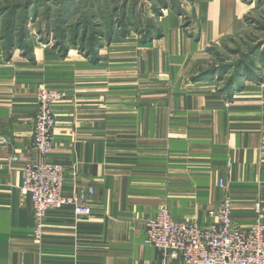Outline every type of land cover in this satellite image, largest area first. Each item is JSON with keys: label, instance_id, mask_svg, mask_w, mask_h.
<instances>
[{"label": "crops", "instance_id": "0c3cea01", "mask_svg": "<svg viewBox=\"0 0 264 264\" xmlns=\"http://www.w3.org/2000/svg\"><path fill=\"white\" fill-rule=\"evenodd\" d=\"M68 1L91 4L66 0L62 13ZM253 5L184 4L196 16L187 30L181 6L166 5L153 12L159 20L150 38L114 27L104 44L101 33L95 36L85 54L59 43L63 34L55 47L32 43L25 55L0 28V264H159L163 251L144 244L146 221L166 204L178 220L209 225L208 209L226 193L220 178L236 221L246 228L255 221L257 202L264 211V95L262 103L241 105V66L223 74L236 77L232 97L214 90V82L195 80L204 72L205 45L246 32ZM43 84L67 92L55 109L47 159L64 165L67 190L77 184L96 192L90 216L70 206L50 209L39 241L21 186L24 165L38 157L33 130Z\"/></svg>", "mask_w": 264, "mask_h": 264}, {"label": "rangeland", "instance_id": "374dc122", "mask_svg": "<svg viewBox=\"0 0 264 264\" xmlns=\"http://www.w3.org/2000/svg\"><path fill=\"white\" fill-rule=\"evenodd\" d=\"M64 1L66 0H0L1 32H4L6 40L10 43L19 40L18 43H21L19 46L23 48L25 55L30 53L32 43L43 42L44 47H55L56 41L58 38L61 39L63 34H65L64 40L61 39L59 43L62 42L65 47L71 45L70 48H78L85 54V50L93 51L94 39L99 33L102 34L101 42L104 44L105 33L114 27L124 35L146 32V36L150 38L155 34L151 30L152 23L159 20L153 12L158 9L162 11L165 7L167 9L170 6H181L183 10L181 9L180 15L184 20L183 28L186 30L196 21L195 10L188 12L183 6L184 4L192 6L196 0H89L91 4L68 1L64 6L65 12L62 13ZM247 1L254 3L251 13L246 17L250 28L240 36L228 37L218 44H206L204 48L208 57L202 61L204 72L195 79L214 82L212 86L214 90L219 89L225 96L232 97L236 91H239L232 88L237 84L236 77L232 72L229 76L226 75L227 79H224L223 74L241 66L239 69L241 85L245 86V88L241 86V105L257 104L259 98L264 95V0ZM150 14H154V17H150ZM62 16L64 17L60 20ZM72 34L76 37V41L72 40ZM87 36L90 41L85 40ZM249 81L255 85L252 83L253 85H249L251 87H246L245 83ZM43 89L58 91L63 96L62 101L53 106L56 118L52 133L54 139L58 123L55 109L65 102L67 92L63 88L47 84L39 86L34 129L40 102L38 94Z\"/></svg>", "mask_w": 264, "mask_h": 264}, {"label": "built area", "instance_id": "2783aa9c", "mask_svg": "<svg viewBox=\"0 0 264 264\" xmlns=\"http://www.w3.org/2000/svg\"><path fill=\"white\" fill-rule=\"evenodd\" d=\"M39 109L34 129V145L39 157L28 161L23 168L21 192L29 195L36 227L34 236H44V221L50 209L66 206L73 208L77 216H90V198L96 192L93 186L75 184L65 187V167L48 161L53 147V131L56 125L53 106L62 101L58 91L43 89L39 92ZM3 143L7 139L1 138ZM13 156V160H18ZM219 187L225 190L220 202L208 209L209 225L197 220L174 218L166 204L146 221L144 244L163 251L159 264H264V211L262 203L255 206L256 218L249 227H243L234 217L233 198L223 178Z\"/></svg>", "mask_w": 264, "mask_h": 264}]
</instances>
